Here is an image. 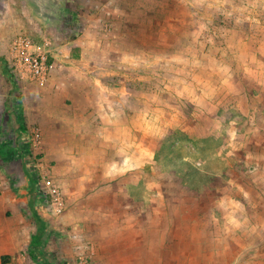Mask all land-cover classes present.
<instances>
[{"label":"rangeland","instance_id":"obj_1","mask_svg":"<svg viewBox=\"0 0 264 264\" xmlns=\"http://www.w3.org/2000/svg\"><path fill=\"white\" fill-rule=\"evenodd\" d=\"M80 1L62 0L48 25L36 0H0V209L16 195L34 237L33 214L46 242L76 236L82 247L84 206L120 213L131 243L151 246L150 264H264V0ZM87 11L106 25L97 50L76 59L68 23L82 34ZM11 17L22 33L11 35ZM20 36L48 44L55 79L15 72ZM85 70L115 80L117 101L96 98L115 115H84L81 89L78 103L67 98L60 72L79 84ZM87 193L121 197L87 203Z\"/></svg>","mask_w":264,"mask_h":264},{"label":"crops","instance_id":"obj_2","mask_svg":"<svg viewBox=\"0 0 264 264\" xmlns=\"http://www.w3.org/2000/svg\"><path fill=\"white\" fill-rule=\"evenodd\" d=\"M36 1L38 3V8L40 7V9L43 10L42 19L40 17L39 21L48 25L50 23L55 24L58 21L57 12L60 9H64L62 0ZM71 2L73 3V0H70V3ZM102 5H100L99 8L101 10L105 8V3ZM79 6L81 10H84V0L80 1ZM100 16L98 18L94 15L91 16L88 11L83 14V33L78 35L77 39L72 40L73 43L71 44L72 49L70 53L72 52L73 56H75L74 58L85 57L91 50H97L99 41H102L100 37L102 36L101 30L106 25V19ZM7 23L12 24L9 30L11 35L15 36L18 33H22L20 27L17 25L14 26V24L20 23L18 20H15L14 17L9 18ZM50 71L48 73V82L56 77L52 75L50 78ZM71 71L65 75L62 72L59 74L60 78L68 83L69 92L67 91V98L71 99L74 103H78L77 90L81 89L80 92L83 94L82 97L84 98V115H115L114 112L112 113L108 111V109L105 110V106H101L96 102V98L99 96L102 102L106 99L109 100L107 104H110L112 100H114V102L117 101L118 92L114 88L115 80L104 79L101 76H91L90 72L85 70L84 74L87 76L86 80L81 81L79 85L77 82L71 80ZM29 85L33 88L36 86V84ZM98 89L100 90L98 91ZM105 91L113 95H110V97L107 95L106 97ZM39 110V114L44 115L43 109ZM116 115H118L117 112ZM114 180L117 179H104L102 184L111 183ZM84 182L88 181L84 179ZM133 182H135L133 179H128L124 181L123 184L130 185ZM118 183V185L122 184L121 181ZM119 197L121 196L105 193H87L84 194V202L115 201V198ZM127 197L129 198L128 195ZM21 202H23V200L20 201V199H17L16 195H10L2 202L3 210L0 209V218L5 217L8 212H14V215L11 216H14L16 221L7 223L4 229H0V264H50V261L54 262L56 259L58 261L55 262L60 261L63 264H79L78 257L82 254H84V262L86 264H150V261L155 256L151 246L146 249L143 247L146 246L145 244L137 243L134 245L131 243V240H129V232L132 233L133 229L127 225L122 226L119 224L118 220L121 218L120 213L116 214L113 213V211L100 210L90 205L84 206V230L82 229V232H84V247L79 243L80 239L73 236L71 232L65 236L66 238L67 236H73L71 239L68 238L64 240L63 238L62 240H58L54 237L46 242V236L49 237L47 234L48 232L42 219L35 214H33V216L37 219L38 233L34 237L31 230H26L29 223L25 219L26 210L20 209ZM29 208H32V205L29 206ZM148 222H150V218ZM149 228L150 226H147V221L145 220L144 225L141 226L139 231L142 237H144V242L146 235L150 234ZM134 249L135 251H133ZM82 258L83 257H81V259ZM147 259H149V262H147ZM47 260H50L49 263H47Z\"/></svg>","mask_w":264,"mask_h":264},{"label":"built area","instance_id":"obj_3","mask_svg":"<svg viewBox=\"0 0 264 264\" xmlns=\"http://www.w3.org/2000/svg\"><path fill=\"white\" fill-rule=\"evenodd\" d=\"M71 23V22H70ZM48 44H32L26 36L17 37L11 44V57L15 72L28 83L45 84L51 69L49 64ZM46 187L50 190L54 212L61 214L64 210L60 202V192L55 184L48 180ZM79 264H86L84 261Z\"/></svg>","mask_w":264,"mask_h":264},{"label":"trees","instance_id":"obj_4","mask_svg":"<svg viewBox=\"0 0 264 264\" xmlns=\"http://www.w3.org/2000/svg\"><path fill=\"white\" fill-rule=\"evenodd\" d=\"M68 26H69V32H72V33H73V35H72V37H71V40H75V39H77V35H78V33H77V28H75L74 26H71V24H69V23H68ZM19 122H20V124H21L20 128L26 130V128H25V124H24L22 121H19ZM41 225H42V223H41Z\"/></svg>","mask_w":264,"mask_h":264}]
</instances>
